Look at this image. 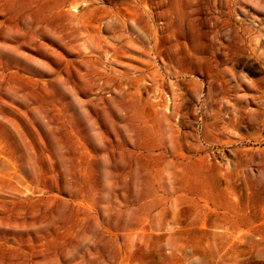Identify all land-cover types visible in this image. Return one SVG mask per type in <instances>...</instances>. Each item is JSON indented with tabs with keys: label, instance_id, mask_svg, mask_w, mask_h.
<instances>
[{
	"label": "rangeland",
	"instance_id": "1",
	"mask_svg": "<svg viewBox=\"0 0 264 264\" xmlns=\"http://www.w3.org/2000/svg\"><path fill=\"white\" fill-rule=\"evenodd\" d=\"M0 264H264V0H0Z\"/></svg>",
	"mask_w": 264,
	"mask_h": 264
}]
</instances>
